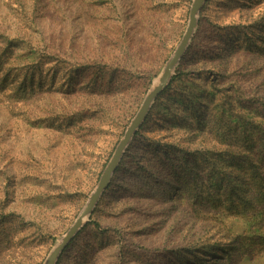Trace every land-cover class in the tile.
<instances>
[{
  "label": "rangeland",
  "instance_id": "rangeland-1",
  "mask_svg": "<svg viewBox=\"0 0 264 264\" xmlns=\"http://www.w3.org/2000/svg\"><path fill=\"white\" fill-rule=\"evenodd\" d=\"M192 2L0 0V264H43L73 224ZM165 89L57 264H264V204L197 208L188 190L198 163L251 196L224 131L264 132V0H206Z\"/></svg>",
  "mask_w": 264,
  "mask_h": 264
},
{
  "label": "trees",
  "instance_id": "trees-1",
  "mask_svg": "<svg viewBox=\"0 0 264 264\" xmlns=\"http://www.w3.org/2000/svg\"><path fill=\"white\" fill-rule=\"evenodd\" d=\"M12 42V40L8 41ZM175 78H173L174 81ZM8 84V78L4 76L0 79V85L6 86ZM170 88V86H168ZM167 88V89H168ZM167 89H165L159 96H162ZM147 121V119L145 120ZM258 126H255L257 128ZM257 137L255 138L259 145L255 147L253 144H249L251 137L247 129L243 130V136H237V126H226L224 136L227 140L226 143L230 145L244 143L245 156L241 158L242 166L247 169V173L250 179L251 192L249 199H244L239 196L241 189L238 185L233 184L229 173L224 175H216L214 172H210L207 176L201 174L199 170V164L197 163L198 154H195V162L197 163V169L188 190L193 194L196 199L195 206L197 208L209 206L214 209L225 208L230 211H237L240 213L239 207L242 206L246 209L258 203V205L264 204V132H259L257 128L255 130ZM231 151V150H229ZM233 153V152H232ZM251 153L254 155L251 157ZM238 157H234L237 159ZM249 166V167H248ZM216 175V176H215ZM207 177L205 180L204 177ZM207 181V183H205Z\"/></svg>",
  "mask_w": 264,
  "mask_h": 264
},
{
  "label": "water",
  "instance_id": "water-1",
  "mask_svg": "<svg viewBox=\"0 0 264 264\" xmlns=\"http://www.w3.org/2000/svg\"><path fill=\"white\" fill-rule=\"evenodd\" d=\"M205 1L206 0H193L190 8L189 21L179 44L175 48L171 57L164 65L162 71L160 72L158 78L156 79L152 87L148 90L137 113L127 126L123 137L118 142L109 162L107 163L100 176V179L95 189L91 193L88 202L81 210L79 215L76 217L75 221L67 230V232L62 236V238L50 251L43 264H57L63 250L78 233V231L84 226L85 222L96 207L100 197L108 188L112 176L116 171L126 148L133 139V136L135 135L136 131L142 126V124L146 120L155 99L163 92V90L169 84L176 66L178 65L183 55L186 53L198 26L199 13L203 8Z\"/></svg>",
  "mask_w": 264,
  "mask_h": 264
}]
</instances>
